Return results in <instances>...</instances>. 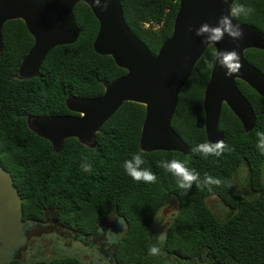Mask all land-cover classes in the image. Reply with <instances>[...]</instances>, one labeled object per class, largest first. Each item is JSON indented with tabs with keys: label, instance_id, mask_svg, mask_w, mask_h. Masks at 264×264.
I'll list each match as a JSON object with an SVG mask.
<instances>
[{
	"label": "trees",
	"instance_id": "obj_1",
	"mask_svg": "<svg viewBox=\"0 0 264 264\" xmlns=\"http://www.w3.org/2000/svg\"><path fill=\"white\" fill-rule=\"evenodd\" d=\"M130 29L156 54L171 37L180 0H121ZM254 11L237 18L264 32V0H236ZM81 30L78 40L53 48L37 77L16 78L23 57L34 37L22 19L9 20L3 27L4 50L0 55V163L11 172L23 201V218L54 221L59 230L78 236L95 234L98 227L120 216L127 231L116 247L117 259L124 264H264V154L257 149V132H264V97L242 80L237 84L254 108L256 124L246 132L235 113L224 104L219 128L232 149L222 157L202 158L192 148L208 142L203 107L206 86L215 63L216 48L210 45L194 67L179 96L172 127L189 146L190 153L178 151L145 152L140 148L146 117L144 104L127 101L96 135V146H85L75 137L64 140L57 152L47 139L34 132L28 117L65 115L68 97L94 98L127 70L112 56L101 55L93 43L99 21L85 2L74 9ZM246 59L264 73V50L250 48ZM141 153L144 168L158 177L154 184L137 182L123 164ZM84 157L92 172L82 171ZM186 161L190 169L220 179V186L195 185L187 194L163 168L162 160ZM248 169V191L234 188L235 175ZM218 196L230 208L219 218L208 204ZM178 210L163 241L151 236L152 226L171 198ZM36 225L30 242L45 230ZM39 233H35V231ZM43 233V232H42ZM37 234V235H36ZM153 245L160 249L150 255ZM22 262L20 253L7 264H45V250L33 248ZM172 258V260H171ZM48 264H85L78 257L58 254Z\"/></svg>",
	"mask_w": 264,
	"mask_h": 264
},
{
	"label": "water",
	"instance_id": "obj_2",
	"mask_svg": "<svg viewBox=\"0 0 264 264\" xmlns=\"http://www.w3.org/2000/svg\"><path fill=\"white\" fill-rule=\"evenodd\" d=\"M89 5L99 21L94 50L112 56L116 64L127 70L123 76L105 82V91L94 98L71 96L66 100L70 111L77 114L36 115L28 117L30 128L51 142L59 152L64 140L75 137L88 147L96 146V135L124 102L133 101L146 106L140 148L145 152L178 151L190 153L189 146L172 127L179 104V96L188 83L195 65L210 45L216 55L224 50H236L242 65L238 73L226 75L215 59L206 86L203 107L208 141L225 140L220 130V117L226 104L250 132L256 124L253 106L237 84L242 80L264 97V73L245 57L250 48L264 50V32L256 26L233 19L240 24L244 37L233 41L226 36L218 44H203L195 29L203 23L215 26L219 18L228 14L236 0H180L174 29L159 51L154 54L130 29L121 0H109L107 10L95 0H0V55L4 50L3 27L9 20L22 19L34 37V44L23 57L16 73L18 79L37 77L45 58L58 45L75 43L81 30L74 14L79 2ZM106 0H101L103 5ZM191 29V30H190ZM23 201L10 171L0 163V264H7L30 243V230L36 226L55 225L54 221L23 218ZM168 207L163 211L167 214ZM127 230L124 218L115 226L101 225L96 234L108 232L115 238ZM23 262V261H22Z\"/></svg>",
	"mask_w": 264,
	"mask_h": 264
},
{
	"label": "clouds",
	"instance_id": "obj_3",
	"mask_svg": "<svg viewBox=\"0 0 264 264\" xmlns=\"http://www.w3.org/2000/svg\"><path fill=\"white\" fill-rule=\"evenodd\" d=\"M109 0L101 5V0H95L98 7L107 10ZM225 3L228 0H224ZM254 9L250 6L243 4L231 3L229 12L219 18L215 26L208 23H203L199 28L195 29V34L198 37H202V43L205 45L218 44L224 40L226 36L230 37L234 42L240 41L244 37L243 29L240 24L233 23V19H237L240 16L250 15ZM191 30V29H190ZM216 62L224 69H226V75L231 77L233 74L238 73L242 67L240 63L239 54L236 50H224L219 52L216 57ZM256 147L264 154V132H257ZM234 149L230 148L223 139L215 142L208 141L199 143L192 148L194 153L199 154L202 158L208 159L209 157H222L226 152L230 153ZM84 163L81 164L82 171L86 173L92 172V166L87 162V157H84ZM145 164V160L141 153L133 154L131 159L124 162L123 168L125 172L135 181L144 182L148 184H154L157 182L158 177L150 169L142 167ZM158 167L163 168L166 172L170 173L177 180V186L182 190V194H187L189 190L195 185L197 188L202 186H220L223 182L218 179L205 174L203 181L199 172L195 169H190L187 166L186 161L177 159L162 160L158 162ZM162 239V237H161ZM160 249L153 245L149 249L150 255H158Z\"/></svg>",
	"mask_w": 264,
	"mask_h": 264
},
{
	"label": "rangeland",
	"instance_id": "obj_4",
	"mask_svg": "<svg viewBox=\"0 0 264 264\" xmlns=\"http://www.w3.org/2000/svg\"><path fill=\"white\" fill-rule=\"evenodd\" d=\"M248 169L246 166H242L238 173L235 175L234 178V188L240 192H247L248 191ZM208 204L215 212V214L219 218L227 217L230 214V208L227 207L221 199L216 196L212 195L208 198ZM168 207L167 214H164V209ZM178 210V202L176 198H171L168 205L165 206L162 211L158 214L152 229H151V236L152 238L163 241L166 238L167 228L169 223L173 220L176 212ZM42 232L39 236H35L30 244L27 247V250L24 253H29L34 247H42L45 252L54 255V251L51 247L56 246L57 252L64 254V255H73L82 259L86 264H90V256L88 255V249H85L80 244L73 242L71 239L59 237L57 234L58 231H50V230H41ZM39 231H35V233H39ZM37 235V234H36ZM162 237V239H161ZM104 264H109L108 261H105Z\"/></svg>",
	"mask_w": 264,
	"mask_h": 264
},
{
	"label": "flooded vegetation",
	"instance_id": "obj_5",
	"mask_svg": "<svg viewBox=\"0 0 264 264\" xmlns=\"http://www.w3.org/2000/svg\"><path fill=\"white\" fill-rule=\"evenodd\" d=\"M119 217L120 216L113 217L111 220H109L107 223H105L103 225L115 226V222L118 220ZM170 223H169V225H170ZM126 225H127V223H126ZM45 227H46L45 230H50V231H55V232L58 231L57 234H59V237L71 239L73 242H76V243L80 244L82 247H84L85 249H88L87 253L91 257L90 258V264H104L105 261H108L109 264H124L123 262H120L119 259H117L116 247L118 246V244L122 240L123 235L126 232L123 235H120L117 238H115V240H117V242L114 243V242H112L113 237L108 235V232H103L100 235H97L95 233V234L88 235V236L87 235L78 236L75 233L68 232L65 229L63 231L59 230L57 228L56 224L50 225V226H45ZM27 247H29V245ZM34 248H38V247H34ZM51 248L54 251V255H53V252H52V254L45 252L46 256L44 258H40L39 259L40 262H44L45 264H48L50 262V260L53 259V257H55L56 255L59 254L57 252L56 246L51 247ZM25 250H27V248L19 251L23 263L28 262L25 260V258L28 257L29 253H27V254L24 253ZM32 252H33V255L36 256V253L33 251V249L31 250V253ZM80 260L83 263H85L82 259H80ZM171 260H172V258H171Z\"/></svg>",
	"mask_w": 264,
	"mask_h": 264
}]
</instances>
